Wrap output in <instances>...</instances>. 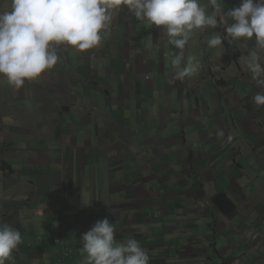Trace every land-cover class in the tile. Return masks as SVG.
<instances>
[{
    "label": "crops",
    "instance_id": "0c3cea01",
    "mask_svg": "<svg viewBox=\"0 0 264 264\" xmlns=\"http://www.w3.org/2000/svg\"><path fill=\"white\" fill-rule=\"evenodd\" d=\"M239 3L228 0L225 11ZM220 29H204L201 38ZM166 39L164 32L154 36L162 48L159 65L147 63L138 40L132 56L111 47L81 51L76 71L70 65L65 76L47 75L32 84L28 98L48 99L54 108H35L40 127L25 134L44 144L34 169L11 165L15 173L5 171L14 191L8 190L4 208L6 223H14L20 216H11L10 207L17 199L45 203L34 209L45 231L19 230L39 239L38 256L56 259L68 251V221L89 230L108 218L116 241L137 239L150 264H264V202L250 197L246 183L264 174V143L255 138L257 127L264 130V105L253 99L264 94V86L246 63L256 49L254 38L225 41L220 48L201 43L199 69L180 79L163 63L165 51H178L165 46ZM256 51L264 63V49ZM237 149L241 159L234 156ZM238 180L246 188H237ZM46 238L50 250L41 245ZM70 243L64 262L80 261L82 245L74 236Z\"/></svg>",
    "mask_w": 264,
    "mask_h": 264
},
{
    "label": "clouds",
    "instance_id": "9594fccd",
    "mask_svg": "<svg viewBox=\"0 0 264 264\" xmlns=\"http://www.w3.org/2000/svg\"><path fill=\"white\" fill-rule=\"evenodd\" d=\"M223 3L224 0H11L10 10L0 11V75L19 90L26 81L39 79L57 64V46L68 45L77 51L99 46L102 32L110 28L112 12L121 7L150 26H163L168 44L178 50L170 61L178 79L194 74L200 67L194 57L185 62L184 50L193 30L223 27V34L217 31L207 40L209 48H220L225 41L254 38L256 49H264V0H240L238 6L226 11ZM225 17H230L231 22ZM256 49L248 54L247 68L257 84L264 86V63ZM253 99L257 105H264V94ZM81 240L86 253L81 264H150V256L137 239L116 241L115 227L108 218L96 221ZM22 242L21 231L0 222V264L12 259L13 251Z\"/></svg>",
    "mask_w": 264,
    "mask_h": 264
},
{
    "label": "rangeland",
    "instance_id": "374dc122",
    "mask_svg": "<svg viewBox=\"0 0 264 264\" xmlns=\"http://www.w3.org/2000/svg\"><path fill=\"white\" fill-rule=\"evenodd\" d=\"M227 1L228 0H224V3L222 5L224 10ZM10 3L11 0H0V11L10 10ZM209 10L211 9L209 8ZM222 28L223 27H219L220 30H222ZM201 33H203V30H193V33L190 37V43L185 47L187 49V52H189L190 57H194V62L199 63V65H201V56H199L201 43H205L208 37L207 35L201 38ZM223 33L224 32H221V34ZM156 34H160V36H162L163 26H150L147 21L137 20L131 12H129L126 8L121 7L120 9L114 10L112 12L110 28L107 32H102L103 39L101 44L92 49L101 50V47H103L104 50L108 49L109 47L119 48L121 52H128L132 56L135 50L134 43L139 40L143 42L141 50L143 51V55L147 56V63L151 64V61H153L157 62L159 65L160 61L159 55L157 53L158 50H161L162 48L159 44L156 43V40H154V36ZM215 34H217V30L213 34H211V36ZM165 46H169L168 39L165 40ZM163 49L167 50L164 47ZM56 51L57 55L59 56V61L57 62V64L52 69L44 72L39 79L32 82L26 81L19 90L11 86L7 82V80L2 75H0V166H2L3 162L5 161L8 164L12 165L16 170L21 171L26 170V168L34 169L36 167L35 165H33V162L37 161V159L35 160L34 157L37 151L41 150L44 143L36 141L34 136L30 135V132L28 135H26L25 130L32 131L40 127V121L38 120L35 108L39 107L41 110H45L48 108H54V104L48 99L34 101L28 98V96L32 94V83L44 80L47 75L59 74L63 77L68 72L70 65H73V71H76L77 66L81 65V62L76 59V56L77 54L81 55L82 52L77 51L74 47L68 45H59L57 46ZM68 51L71 54L69 57ZM167 51H162L166 55L163 63L164 65L169 67L171 66V56L167 53ZM203 58L205 59V67L209 70V63L207 61L209 57L204 55ZM68 60H70V62H68ZM243 61H246L245 57ZM235 71H238L237 66H235ZM148 76L153 80L158 79L156 72H149ZM143 81H145V78L143 79ZM242 87L243 86L240 87L241 89L239 91V94H241L240 92L242 90ZM153 90L163 91V89L161 88H155ZM148 94H150L149 98L154 97V94L151 91ZM243 101L244 98H241L240 102ZM244 105L247 104L244 103ZM249 112L252 113L251 111ZM224 124L225 121L222 122V126H224ZM238 125L241 126L240 124ZM231 128L233 130V133H235V130L240 131V128ZM255 131L257 132V134L255 135L257 144H263L264 130L262 131V133H259L257 127ZM22 133L23 135L20 136V134ZM242 136H245L243 131L240 133V137ZM221 138L223 139V137ZM237 140V142L239 143V139ZM246 140H250V138ZM234 156H236V159L242 158V154H240L239 149H237V152H235ZM8 176L9 175H6V172L0 168V222L3 223H6V218L8 217V214L5 211L6 209L4 208L6 201H8L6 197L8 196L9 191L12 190V180H10V177ZM257 177H259L260 179H251V181L249 180L246 183L248 187H252L253 189L250 192V197H258L259 199L257 200V202L259 201L262 203L264 202V174H257ZM241 186H243L242 181L238 180L236 187L239 188ZM243 187L246 188V184ZM39 198L42 199L43 197ZM32 200V203L24 205L25 200L23 201L20 198L17 199L13 207H10V215L13 216L14 214H16L17 216H20V219H16L14 223L8 224H10L17 230L39 229L41 231H45L46 225L43 223V220L39 219V215H34V209L41 208L45 205V203H37L38 200H36V198L34 197ZM257 202L254 203V206ZM48 207H50V204L48 205ZM27 219L31 220L27 221ZM67 224L73 226L72 228L68 227L65 240L68 251L70 252V241L73 240V236L75 237V239H77L78 244L82 245L83 241L81 240V236L88 230L85 227L75 226L74 222L68 221ZM198 232L191 231L192 234H196ZM80 233L82 234L80 235ZM162 233H164V230H162ZM45 234L50 235L49 233ZM21 236L23 242L18 246L16 250L13 251V258L8 260L6 264H59V261L63 258V251L56 259H47V257L38 256V254H40V249L37 250L36 246L39 242V239H34L33 236H30V234L27 233H23V231H21ZM51 243L52 241L48 238H46V241L44 239L41 240V245L48 244V250H50L49 248ZM189 244L190 242L188 241L185 246H189ZM59 247L61 250L62 246L60 245ZM171 248H173V245L170 243L168 249ZM60 257L62 258L60 259ZM85 257L86 253L80 261L75 262L70 261V257H68L65 264H81V261H83Z\"/></svg>",
    "mask_w": 264,
    "mask_h": 264
},
{
    "label": "trees",
    "instance_id": "16d2710c",
    "mask_svg": "<svg viewBox=\"0 0 264 264\" xmlns=\"http://www.w3.org/2000/svg\"><path fill=\"white\" fill-rule=\"evenodd\" d=\"M0 168L3 170V171H8L10 175L14 174L15 171L13 170L12 166L10 164H8L7 162H3L2 166H0ZM222 201V200H221ZM220 203V202H219ZM235 208V206H234ZM57 242V240H56ZM60 244V242H59Z\"/></svg>",
    "mask_w": 264,
    "mask_h": 264
},
{
    "label": "built area",
    "instance_id": "2783aa9c",
    "mask_svg": "<svg viewBox=\"0 0 264 264\" xmlns=\"http://www.w3.org/2000/svg\"><path fill=\"white\" fill-rule=\"evenodd\" d=\"M57 242H58V240H57ZM59 243V242H58ZM63 258H62V260H61V263H63L64 262V258L66 257V252H65V250L63 251Z\"/></svg>",
    "mask_w": 264,
    "mask_h": 264
}]
</instances>
